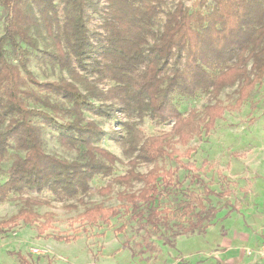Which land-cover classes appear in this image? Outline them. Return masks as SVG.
Returning <instances> with one entry per match:
<instances>
[{"label": "trees", "instance_id": "16d2710c", "mask_svg": "<svg viewBox=\"0 0 264 264\" xmlns=\"http://www.w3.org/2000/svg\"><path fill=\"white\" fill-rule=\"evenodd\" d=\"M92 1L65 0L60 14L55 0H0L5 14L0 37V163L10 138L15 149L23 153L12 163L7 180L0 184V202L10 193L44 188L59 191L69 198L88 193L107 197L114 184L128 186L138 182L142 184L138 192L116 195L118 205L87 207L78 219L86 225L107 226L111 220L128 215V222H135L138 230L143 231L141 241L136 243L139 250L132 256L157 254L153 238L163 246L174 248L178 237L203 235L215 222L217 214L229 205V192L216 193L208 188H204L202 194L186 193L175 207L155 205L173 185L177 169L196 171L194 163H184L166 151L168 137L177 135L180 143L186 145L190 132L208 133L225 110L219 105L207 108L202 124H198L195 111L182 115L166 95L180 83L190 96L198 91L217 96L221 90L239 82L238 104L247 100L264 78V0H198L199 7L209 2L213 5L205 16L189 13L182 2H178L166 13L156 42L153 22L163 0H105L108 12L102 13L105 18L100 26L105 34H94L98 40L103 39L98 53H95L83 13L85 8L93 7ZM149 38L154 40L151 45ZM39 39L51 48L49 52L43 51L42 57L52 67L65 71L67 79L38 82L26 69L25 47L36 49ZM3 46L9 48L8 55L14 64L5 61ZM171 58L181 67L169 65ZM95 60L104 63L99 70L113 84L106 92L96 87V81L80 73L85 69L84 63ZM73 64H78L81 70ZM26 101L48 109L50 114L29 108ZM95 101L100 105L96 106ZM105 102L128 117L121 126L125 131L123 152L129 168L105 186L91 190V179L96 175L108 176L111 166L119 162L113 154L94 145L104 133L94 122H84L83 118L86 111L99 113ZM51 114L63 115L68 121L59 123ZM145 115L160 123H171L170 133L142 141L141 132L131 118L140 120ZM6 117L10 120L3 127ZM34 117L41 121H34ZM39 123L54 127L59 144L76 152L82 163L46 154L41 146ZM190 152L187 150L186 155ZM162 157L173 161L177 169L135 172L138 160L153 163ZM209 197L223 199L222 208H216ZM20 199L33 206H49L46 201ZM77 202L82 204V199ZM66 207L75 209V205ZM233 212H237L236 207L229 208L224 218ZM51 218V214L38 216L21 211L1 225L36 223L37 233L42 235L51 228ZM116 231L123 232L124 225ZM16 256L20 264H27L24 257Z\"/></svg>", "mask_w": 264, "mask_h": 264}, {"label": "rangeland", "instance_id": "374dc122", "mask_svg": "<svg viewBox=\"0 0 264 264\" xmlns=\"http://www.w3.org/2000/svg\"><path fill=\"white\" fill-rule=\"evenodd\" d=\"M197 1L163 0L160 12L153 22L155 42L162 32L166 13L171 12L178 2H182L189 13L205 16L211 12L213 5L210 2L199 7ZM92 2L93 7L85 8L83 13L89 37L96 48L95 53H98V49L103 45V39L98 40L94 34H105L100 26L105 18L102 13L108 12V3L105 0ZM64 3L65 0H55L60 14ZM4 18L5 14L0 7V37L3 35ZM154 40L149 38L148 44H153ZM8 49L7 46H3L4 59L7 63L14 64L8 55ZM25 50L27 51L26 69L38 82L67 79L65 71L59 70L56 66L52 67L42 57L43 51L51 50L47 43L39 39L36 49L25 47ZM174 60L175 58H171L168 64L181 67L179 63H174ZM84 64L83 70L78 67V64L73 66L81 70L80 73L90 80L96 81V87L100 91L106 92L113 86L109 79L103 77L105 73L99 70L104 65L101 60L88 61ZM247 68L250 75V63ZM176 87L174 91L166 95L168 100L182 115H187L191 110L195 111L198 124H202L207 108L219 105L225 110L222 118L215 122L214 128L208 133L190 132V139L186 145L180 143L177 135L171 134L167 139L166 151L172 152L184 163H194L196 171L185 172L177 169L175 163L167 157L159 158L153 163H143L138 160V165L135 167V172L138 173L157 169L159 171L177 169L173 177L175 178L173 185L165 190L155 205L175 207L179 201L184 200L186 193L202 194L204 188L216 193L229 192L227 197L229 205L219 212L221 214L226 213L229 208L239 206L243 209L244 205L251 206L253 201L261 197L264 199V78L250 92L247 100L240 104H238L239 82L233 87L221 90L217 96L207 91H198L190 96L188 92L183 91L180 83ZM50 99L59 103L61 108H65L60 101H56L53 97ZM94 103L96 106L100 105V102ZM26 104L31 109L50 114L48 109L31 101H26ZM104 105V108L100 110L101 113L84 112V122L92 121L101 128L104 135L94 145L113 154L119 162L111 166V173L108 176H94L89 183L91 190L105 186L114 177L123 175L129 168L128 159L123 152L122 139L125 131L121 126L128 117L117 108L110 107L109 102H105ZM53 119L59 123L68 121V118H63V115L53 116ZM9 120L10 118L6 117L3 127ZM33 120L40 122L41 118L34 117ZM131 121L141 132L142 141L152 136L169 134L171 130V123H160L148 115L140 120L132 117ZM39 126L41 146L46 154L69 162L82 163L76 152L66 150L59 144L58 131L54 127L43 126L40 123ZM8 144L4 160L0 163V184L7 180L12 163L23 155L15 149L11 138ZM187 150H191L189 155H186ZM96 161L99 162V160ZM141 188L142 184L138 182H132L128 186L114 184L111 194L107 197L88 193L76 194L69 198L64 193L50 188L22 194L10 193L5 201L0 202V264H20L17 254L24 257L27 264H163L160 262H162V252L166 250V246H163L162 242L156 238H153V243L157 254H146L137 258L132 256V253L135 254L139 250L136 243L141 241L143 231L138 230L135 222H128V215L111 220L107 226L101 223L86 225L78 219V215L87 207L98 204L104 207L116 206L119 204L116 201L118 193H136ZM26 197L46 201L49 206L29 205L20 199ZM79 198L82 199V204L77 202ZM209 198L216 208H222L223 199ZM70 205H75V209L66 207ZM21 211L38 216L51 214V228L44 234L38 235L36 223L25 225L18 222L15 226L7 227L1 225ZM122 225H124V231L121 233L116 231Z\"/></svg>", "mask_w": 264, "mask_h": 264}, {"label": "crops", "instance_id": "0c3cea01", "mask_svg": "<svg viewBox=\"0 0 264 264\" xmlns=\"http://www.w3.org/2000/svg\"><path fill=\"white\" fill-rule=\"evenodd\" d=\"M259 197L261 195L259 194ZM230 213H218L203 235L178 237L174 248L166 247L163 264H249L264 242V199Z\"/></svg>", "mask_w": 264, "mask_h": 264}, {"label": "built area", "instance_id": "2783aa9c", "mask_svg": "<svg viewBox=\"0 0 264 264\" xmlns=\"http://www.w3.org/2000/svg\"><path fill=\"white\" fill-rule=\"evenodd\" d=\"M256 260L249 264H264V242L258 247L256 252Z\"/></svg>", "mask_w": 264, "mask_h": 264}]
</instances>
